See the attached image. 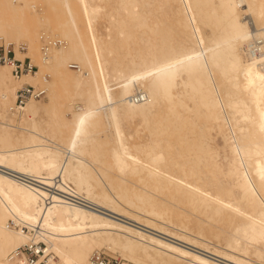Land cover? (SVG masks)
I'll use <instances>...</instances> for the list:
<instances>
[{
  "label": "bare ground",
  "instance_id": "6f19581e",
  "mask_svg": "<svg viewBox=\"0 0 264 264\" xmlns=\"http://www.w3.org/2000/svg\"><path fill=\"white\" fill-rule=\"evenodd\" d=\"M0 42V264H264V0H0Z\"/></svg>",
  "mask_w": 264,
  "mask_h": 264
},
{
  "label": "built area",
  "instance_id": "2783aa9c",
  "mask_svg": "<svg viewBox=\"0 0 264 264\" xmlns=\"http://www.w3.org/2000/svg\"><path fill=\"white\" fill-rule=\"evenodd\" d=\"M44 38V37H42ZM59 40H46L43 45V55L46 56L51 46L59 44ZM24 49V48H23ZM0 62L7 63L11 67V71L15 76H20L24 73L35 72L37 70L36 65L31 63L29 57H25L23 60L17 59L13 50L12 44L5 45L0 42ZM72 68L76 69L78 66L72 63ZM45 89L41 87H35L29 83H24L16 90V107H21L30 98H40L44 96ZM141 99V97H137ZM136 99V100H137ZM74 201L81 202L84 199L75 197ZM10 224L16 226L13 220H10ZM27 230V228H24ZM33 237V235L31 234ZM10 258L18 259L20 264H64L57 262V256L50 250L46 249L45 243L31 241L24 244L10 253ZM91 259L96 264H118L119 258L110 255L107 251L101 249L96 250L91 255Z\"/></svg>",
  "mask_w": 264,
  "mask_h": 264
},
{
  "label": "rangeland",
  "instance_id": "374dc122",
  "mask_svg": "<svg viewBox=\"0 0 264 264\" xmlns=\"http://www.w3.org/2000/svg\"><path fill=\"white\" fill-rule=\"evenodd\" d=\"M102 21H104V22H102ZM107 25V22L104 20V19H99L98 20V22H97V28H98V30H99V32H101V33H105L106 32V26ZM1 63V62H0ZM72 68V67H71ZM74 69V68H73ZM77 69V68H76ZM48 78H50L49 76H48ZM41 98H43L44 100H42ZM38 99H41L42 101H45V100H47V96H46V92H45V94H44V96H42V97H40V98H37V100ZM223 110H224V112L222 113L223 114V124L220 126V127H222V128H224L225 130H229V129H231L232 127H233V125H232V122L236 119V120H242V118H243V112L241 111V110H239V109H237L236 111H234L233 113V115L230 113V110H227V108L226 107H223ZM132 122L133 123H138L139 122V118H137V117H135L133 120H132ZM220 130H219V128H216L215 129V138H214V140H215V142H216V144L219 146V147H223L224 145H223V136H221L220 135V132H219ZM142 136V135H141ZM106 251L110 254V255H112V256H114V257H117V258H119V260H121V256H120V254L119 253H116V252H112V251H110V250H108V249H106ZM227 263H229V264H233V263H230V262H227Z\"/></svg>",
  "mask_w": 264,
  "mask_h": 264
}]
</instances>
